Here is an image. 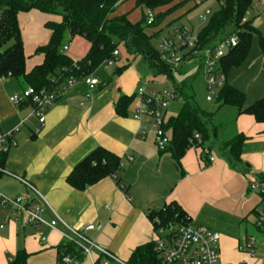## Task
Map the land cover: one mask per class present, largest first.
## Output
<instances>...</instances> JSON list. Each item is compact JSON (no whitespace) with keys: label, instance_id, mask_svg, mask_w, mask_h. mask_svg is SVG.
Listing matches in <instances>:
<instances>
[{"label":"crops","instance_id":"obj_1","mask_svg":"<svg viewBox=\"0 0 264 264\" xmlns=\"http://www.w3.org/2000/svg\"><path fill=\"white\" fill-rule=\"evenodd\" d=\"M185 2L175 0L155 14ZM140 13L142 16L143 11ZM116 16L121 14L112 17ZM47 19L36 11L18 16L26 73L42 63V55L35 51L49 39L43 26ZM260 34L264 37L261 31ZM68 43L65 55L72 61L86 56L89 44L84 39L67 37L64 45ZM97 73L98 85L94 89L78 80L47 110L37 134L34 132L38 124L29 117L31 105L14 106L9 101L26 87L11 77H0V133L22 123L15 135L17 146L7 152L5 173L0 175V194L11 199L24 195L33 198L19 181L25 180L43 198L46 220H52L54 214L59 220L53 230L35 231L17 222L6 223L9 213L0 206V264H8V259L12 262L19 251L27 255L25 264H57L58 247L73 241L70 229L85 225L94 227L86 233L89 240L111 258L125 263L137 247L155 239L148 215L172 202L182 208L192 224L220 236V264H264V241H255L246 228L241 233L238 225L229 228L217 221L225 214L236 222L247 221L261 204L260 197L248 191V182L251 177L256 179L264 174V124H257L250 116L235 117V112L228 113L231 136L239 133L247 138L241 163L234 168L229 167L224 157L217 158L213 152L217 150L215 140L209 146L213 163H206L198 149H189L177 165L169 149L160 153L155 148L150 121L135 119L134 111L139 104L137 89H147L140 83L139 70L126 67L113 78L104 75L102 80ZM227 83L244 94L245 106L264 97V50L259 48L255 37L244 62L227 74ZM122 96L134 99L125 115L119 116L115 106ZM146 126L142 136L140 131ZM98 148L121 160L123 169L118 176L127 192L111 177L84 191L74 190L66 183L72 170ZM246 163L249 168L244 166ZM255 228L264 235V227ZM41 237L45 242L40 241ZM251 238L255 244L250 249L247 241ZM105 260L93 250L81 264ZM108 261L114 264L111 259Z\"/></svg>","mask_w":264,"mask_h":264},{"label":"trees","instance_id":"obj_2","mask_svg":"<svg viewBox=\"0 0 264 264\" xmlns=\"http://www.w3.org/2000/svg\"><path fill=\"white\" fill-rule=\"evenodd\" d=\"M123 0H0V77H11L19 81L26 88L34 90H52L58 78L64 82L72 77L82 80L95 77L98 70L105 67L109 61H114L113 52L117 46L124 47L127 54L133 58L139 57L149 70L156 74L172 78V70L168 64L160 59L156 47L150 43L147 29H156L163 19L183 3L158 12L153 23L146 25L144 12L158 11L168 7L175 0H136L135 8H140L142 17L139 22L132 24L126 15L111 17L115 9ZM189 0H186V2ZM220 2L219 9L209 16L206 26L196 37L193 50L182 55V62L192 58V51H204L213 48L219 41L230 35L237 36V45L229 50L219 62V70L225 77V84L216 91L213 102L218 111L228 108L235 112V117L246 115L253 118L257 124H264V97L245 106V96L242 92L227 83V74L232 68L239 67L250 50L253 37L258 46L264 50V37L254 27L248 14L253 9L256 0H216ZM30 11H36L48 19L44 28L49 32L47 43L36 49V54L42 55V63L35 66L29 73L25 72V56L18 24V16ZM246 22H242L243 19ZM79 37L89 44L86 56L76 61L61 53L66 38ZM184 52V49H180ZM119 69L118 74L122 69ZM203 72V67L198 66ZM63 70L64 72H61ZM193 77H187L174 85L171 101H181L182 107L177 115H163L162 130L169 138L168 148L173 161L179 165L181 158L189 149L206 147L211 150L215 140L219 152L226 156L229 167L234 168L241 163L242 148L247 138L239 133L228 139L221 135V124L215 123V113L201 110L195 103L192 90ZM58 82V83H59ZM134 97L122 96L115 106L117 115L124 116ZM29 105L30 102H27ZM198 139H194V137ZM7 153L0 152V175L4 174V162ZM121 160L110 152L98 148L85 158L66 178V183L77 191L95 185L104 178L111 177L115 184L127 192L123 181L118 176L122 172ZM256 180L264 182V174ZM257 217V212H253ZM154 233L160 228L181 226L191 223L188 215L175 202L164 208L153 211L148 215ZM154 241L137 247L129 256L125 264H165L155 250ZM60 254L69 255L82 261L83 257L78 248L72 244H61L57 249V262ZM27 255L23 251L16 253L15 259L8 264H25ZM98 263V261H97Z\"/></svg>","mask_w":264,"mask_h":264},{"label":"built area","instance_id":"obj_3","mask_svg":"<svg viewBox=\"0 0 264 264\" xmlns=\"http://www.w3.org/2000/svg\"><path fill=\"white\" fill-rule=\"evenodd\" d=\"M220 5V2H218ZM259 4L262 7L261 16L264 18V0H256L253 8ZM210 12L206 11L204 16H210ZM155 12L151 10L145 11L146 25L150 26L153 23ZM204 20V18H202ZM247 19H243L242 22H246ZM196 44V37L192 36V32L184 27H181L173 31L171 39H163L156 47L157 52L160 54V59L166 63L173 65V70L182 63V55H179L180 49H184V52H189L194 49ZM237 45V36L235 34L229 35L227 38L219 41L213 48L206 49L204 51H192V58L187 62H192L195 59L203 60V74L205 77L207 91H216L222 88L225 84V77L219 70L218 62L225 56V54L235 48ZM70 47V43L64 45L61 48V53L65 54ZM183 53V52H182ZM118 52H113L114 61L117 60ZM113 61H109L104 68L110 66ZM76 61L72 62V66L75 67ZM61 72H64L61 70ZM60 78L56 81V86L48 91L45 89L34 90L31 87L26 88L19 95H13L9 101L14 106H19L22 103L30 102L31 114L29 117L33 118L38 126L35 129L37 134L45 121V113L51 108L61 96L70 89L77 80L72 77L68 78L64 82H59ZM82 81L91 90L98 85V81L95 77H86ZM59 82V83H58ZM137 97L139 98V104L136 107L134 114L135 119L140 121L142 119L149 120L153 129V144L158 152L163 153L167 150L169 145V138L162 130L163 122V109L166 108L168 100H172V94L163 92L161 95H157L151 91L146 93V88L141 87L137 89ZM206 102H212L213 97L207 96ZM22 123L6 133H0V152L7 153L9 149L17 146L15 135L19 132V128ZM147 126L141 129L140 134L145 135ZM198 139V137H194ZM193 149V148H192ZM200 151L202 158L206 163H213L214 157L211 154V150L206 147L197 148ZM28 191L34 196L30 198L28 195L19 196L16 198H7L0 194V206L8 211V221L19 223L23 227L32 228L35 231H39L42 228H48L53 230L58 224L59 220L54 214L52 220H46L44 216V210L42 204H44L43 198L39 193L25 180H19ZM248 191L257 194L261 198V203L264 200V182H260L255 179L254 182H250L248 185ZM255 226L257 228L264 227V212L257 213L255 220ZM2 226H0V229ZM94 229L91 225H85L77 229H70L73 236V241L69 244L78 248L82 254V257L91 256V252L94 250L100 257H104L106 260L93 264H109V259L114 264H125L111 258L106 251L97 247L91 240L88 239L86 233ZM155 250L159 253L162 261L165 264H220L219 263V241L220 236L217 233L210 231L207 228L196 226L192 223L160 228L155 233ZM40 241L45 242V238L41 237ZM248 247L253 248L254 240L248 239ZM251 255L253 252L251 251ZM264 257V254H263ZM11 260L8 259V263ZM57 264H81L80 260L72 258L69 255L60 254V259ZM243 264V263H240Z\"/></svg>","mask_w":264,"mask_h":264},{"label":"rangeland","instance_id":"obj_4","mask_svg":"<svg viewBox=\"0 0 264 264\" xmlns=\"http://www.w3.org/2000/svg\"><path fill=\"white\" fill-rule=\"evenodd\" d=\"M134 0H126L122 4L118 5L115 9L114 13L111 15H126L128 21L135 24L141 19V9L134 8ZM219 9V3L216 0H189L185 2L178 9L173 10L169 15H167L160 26L156 29H147V33L149 36L156 34L154 37L150 39V43L157 47L163 39H171L173 35V31L177 30L181 27L187 28L192 32V36L197 37L198 34L202 31V29L206 26L209 16L205 17L204 13L209 11L210 14H214ZM145 14V12H144ZM262 7L259 4H256L255 9L250 12L249 19L252 20L254 27L264 35V18L261 16ZM204 18V20H202ZM226 34L230 35V30L226 31ZM117 52L119 54L118 60L113 61L110 66L107 68H103L102 70H98L97 77L102 80L104 75H110V78L115 76V73L124 67L133 68L135 70H139L140 83L142 86H147L146 93L151 91L155 92L157 95H161L163 92L168 94L172 93L174 85L180 83L181 80L187 77H193L192 80V90L194 93V100L196 105L204 111L215 113V123L221 124L222 130L221 135L225 139H228L232 135V122L230 120V115L228 113L233 112L232 109L225 108L224 110L227 112L218 111L217 105L212 101L211 103L206 102L205 98L207 96L213 97L216 93V90L207 91L206 82L204 74L201 70L198 69V66L202 65L203 60L195 59L192 62H182L175 70H173V65L168 64L170 69L172 70V78H168L162 74H156L152 70H149L147 66H143L144 62L139 57H131L127 54L124 47L121 45L117 46ZM33 55L32 52H30ZM185 52H179V55H183ZM182 107V102L177 101H167L166 108L163 109V112L169 115H177ZM150 131H153L154 128H149ZM217 148L214 149V153L217 155V158L223 157L226 159L224 153L219 152L218 144L215 146ZM250 166L248 163H246ZM246 164L244 166H246ZM251 177V176H250ZM255 179L253 177L250 178L248 184L250 182H254ZM252 195H256L257 198L259 196L255 193H250ZM259 201L261 202L260 198ZM257 212H264V200L263 202L257 206ZM256 217L254 214L249 215L247 221L236 222L233 219H230V216L225 214L223 218H220L218 223L228 224L229 228H231L232 224H236L240 227L241 233H243L244 229H247L248 235H251L252 238L258 243L264 241V235L262 233H258L256 230L255 223Z\"/></svg>","mask_w":264,"mask_h":264},{"label":"water","instance_id":"obj_5","mask_svg":"<svg viewBox=\"0 0 264 264\" xmlns=\"http://www.w3.org/2000/svg\"><path fill=\"white\" fill-rule=\"evenodd\" d=\"M245 167H248V168H249V166H248V165H246Z\"/></svg>","mask_w":264,"mask_h":264}]
</instances>
